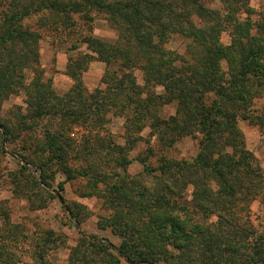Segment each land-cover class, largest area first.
Listing matches in <instances>:
<instances>
[{
    "label": "trees",
    "instance_id": "trees-1",
    "mask_svg": "<svg viewBox=\"0 0 264 264\" xmlns=\"http://www.w3.org/2000/svg\"><path fill=\"white\" fill-rule=\"evenodd\" d=\"M254 1L264 0H0V111L12 97L26 98L19 128L27 142L16 157L41 169L45 185L52 166L66 182L83 181L79 197L101 204L99 231L120 240L116 247L76 228L90 214L68 204V227L80 239L66 264H264V232L251 218L254 201L264 208V175L239 127L248 122L264 137V106L253 111L264 98V12ZM215 2L221 10L209 7ZM96 17L118 34L115 41L92 36ZM54 35H80L77 43L89 51L69 59L65 75L73 85L63 96L41 65V41ZM175 37L187 42L184 55L169 50ZM93 61L105 71L102 87L90 91L83 74ZM113 118L125 120L123 145L106 128ZM1 120L5 153L3 143L12 141ZM43 120L56 131L40 147L27 134ZM75 126L87 131L80 142L67 136ZM185 139L197 141L193 160L171 155ZM143 141L146 151L132 159ZM134 161L143 171L132 176ZM22 170L26 187L44 192L30 169ZM4 219L0 264H21L29 230ZM42 234L46 241L28 253L32 264H57L48 251L66 237Z\"/></svg>",
    "mask_w": 264,
    "mask_h": 264
},
{
    "label": "rangeland",
    "instance_id": "rangeland-1",
    "mask_svg": "<svg viewBox=\"0 0 264 264\" xmlns=\"http://www.w3.org/2000/svg\"><path fill=\"white\" fill-rule=\"evenodd\" d=\"M209 7L214 10L222 9V5L219 2L211 3ZM251 7L256 9L257 12H264V1H254L251 3ZM241 18H244V15ZM83 31L85 35V29ZM91 33L93 37L108 42H113L118 37V34L109 28L103 17L95 18ZM80 39V35L73 37L54 35L41 41V65L45 69L48 77L53 79L54 88L60 96L65 95L69 91L67 88L71 83V80L66 79L68 77L65 75V68L62 71V65L59 62L60 57L65 54L66 64L63 62V66L64 64L67 66L69 64L67 62L68 59L72 58L76 60L80 55L89 53L86 46L77 43ZM221 40L223 45H229L230 34L228 31L223 33ZM186 44L187 42L184 39L175 37L172 39L168 48L169 50L184 55ZM73 46H76L78 49H72ZM223 69L227 70V64L225 62L223 63ZM104 71L105 65L103 63L93 61L87 72L83 74V78L88 83H94L96 78L103 77ZM136 77L138 83L143 84V75L140 71L136 72ZM88 78L89 80H87ZM100 87H102L101 83H99L98 87L96 85L93 90ZM25 100L24 93L14 96L4 103L0 111L1 122L8 128L12 141L11 143L7 141L3 143L5 153H2L0 150V226L5 220L4 216L7 215L12 225H24L29 230L32 243L38 241L44 243L47 237L42 233L47 231H52L58 236H65L66 240L60 242L57 250L50 249L52 251H48L50 260L57 264H66L67 258L71 254L69 248L75 247L79 242L80 238L76 228H79L87 234L104 237L114 246L118 247L120 240L117 237L112 235L110 231L101 232L97 227L98 217L102 214L101 204L98 202V199L79 197L80 193L84 192L82 190L85 184L83 181L66 182L65 175L58 172L56 166H52L51 172L48 173L50 176L48 183L50 185H45L42 181L41 169L34 164H26L24 159L16 157V154L24 153L23 148L27 142L19 128L20 115H26ZM263 106L264 98L257 100L253 108L254 114H260ZM174 113L172 108L165 110V114L167 115H174ZM124 123V119L113 118L106 127L108 132L121 145L125 143ZM32 125L34 129L28 132L27 135H31L30 137L40 147L47 146V133L52 134L56 131L55 124L43 120ZM239 127L246 137L248 149L258 159L264 175V137L256 126L250 125L248 122L240 121ZM0 130L2 131V127H0ZM148 133L149 131H145L143 137L146 138ZM86 134L87 131L81 126H75L73 131L67 134V136L70 139L76 140V142H80ZM151 144H155L154 139H151ZM146 148V141L140 142L131 153L132 159H136L139 155L144 154ZM27 154L30 155L29 152ZM197 154L198 144L197 141L192 139H185L179 142L171 151V155L178 160H193ZM44 158L46 159L47 156H44ZM150 163L156 165V160H152ZM54 165L57 164L54 163ZM22 167L30 169L32 176L43 187L44 192H39L37 188L26 187L27 178L25 174L23 175L24 171ZM128 171L130 175L135 176L143 171V166L137 161H134L129 166ZM61 186L65 187V192L60 191ZM34 190H37V195L33 194L35 192ZM73 203L85 206L90 214L84 225L76 228L68 227L70 224L68 217L70 216L67 205ZM87 210L85 211L86 213ZM251 218L257 231L264 232V208L259 200L254 201L251 205ZM32 243L30 242L27 246L23 247L27 251L25 252L24 250L25 253L23 254V262L21 264H32V260L28 254L32 252ZM123 264L127 263L124 261Z\"/></svg>",
    "mask_w": 264,
    "mask_h": 264
},
{
    "label": "crops",
    "instance_id": "crops-1",
    "mask_svg": "<svg viewBox=\"0 0 264 264\" xmlns=\"http://www.w3.org/2000/svg\"><path fill=\"white\" fill-rule=\"evenodd\" d=\"M66 56H67V55H66ZM59 62H60L61 65H62V69L65 68V71H64V69H63L62 71L66 72V68H67V66L65 65V64H66V57H65V54L62 55V56L60 57ZM63 62H65V64H64L65 67L63 66ZM67 62H69V59H68ZM66 79L71 80L70 78H66ZM87 80H89V78H88ZM101 81H102V78H96V79L94 80V83H88V82L86 81V79H84V83H85L86 87H87L90 91H92V90L96 87V85H97V87H98V85H99V83H101ZM71 84H73V81H72V80H71V83L68 85V88H67L68 90L70 89ZM68 90H67V91H68Z\"/></svg>",
    "mask_w": 264,
    "mask_h": 264
}]
</instances>
